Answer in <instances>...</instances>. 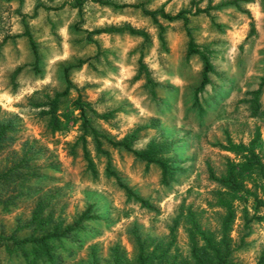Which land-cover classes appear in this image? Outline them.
Instances as JSON below:
<instances>
[{"label": "rangeland", "instance_id": "rangeland-1", "mask_svg": "<svg viewBox=\"0 0 264 264\" xmlns=\"http://www.w3.org/2000/svg\"><path fill=\"white\" fill-rule=\"evenodd\" d=\"M103 1L110 5L87 1L78 9L72 6L75 0H0V120L16 122L13 142L0 153V175L19 165L24 153L30 159L19 174L0 183V264H116L117 257L119 264H139L140 246L148 264H196L189 214L219 242L226 211L217 204L221 190L210 169L221 177L228 159L242 161L220 145L228 138L249 144L260 129L257 150L264 160V86L258 116L251 104L264 80V0H241L240 8L230 6L235 0ZM209 5L216 9L195 14ZM145 10L189 11L188 24L159 17V25ZM23 16L38 57L25 36ZM127 27L148 38L127 30L88 35ZM187 29L210 53L214 67L197 97L204 65L200 56H188ZM141 62L152 83L140 74ZM67 69L74 88L60 102L61 128L54 131L47 112L50 101L67 88ZM84 119L114 142L136 131V151L156 144L157 158L170 170L168 182L163 183L157 164L105 139L108 156L98 153ZM116 177L152 207L130 199ZM256 177L248 179V187L264 199L263 182ZM235 195L230 263L256 264L264 253V221L247 223L245 216L264 217V206L251 196ZM37 208L45 224L19 232L14 243L15 229ZM87 211L90 219L80 229L48 241L54 260L33 243H22L58 226L62 233ZM197 240L208 264H216Z\"/></svg>", "mask_w": 264, "mask_h": 264}, {"label": "trees", "instance_id": "trees-1", "mask_svg": "<svg viewBox=\"0 0 264 264\" xmlns=\"http://www.w3.org/2000/svg\"><path fill=\"white\" fill-rule=\"evenodd\" d=\"M95 2L100 3L102 5H110L107 1L103 0H75V2L72 4L74 8L81 9L82 5L87 2ZM240 1L241 0H235L230 3V6H235L237 8H240ZM138 8H144L143 5L137 6ZM120 8H124L120 7ZM264 8V3H263ZM38 9V8H37ZM216 9L214 7H211V5L208 6L207 9H198L196 11V15L202 14V13H209L210 10ZM146 15L150 16L156 24H159V17H161L163 20H166L170 23H173L177 20H183L185 24H188V18L187 14L189 11H181L176 15H170L167 14L164 10L160 11H147L145 10ZM27 17L23 16V20L26 27L25 36L29 38L31 47L35 55L38 57V49L36 46V43L32 37V35L29 32L28 24L26 22ZM160 25V24H159ZM128 31L132 35H138L143 36L144 38H148V35L142 31H137L133 29L132 27L127 28H109V29H99L96 31L88 32V35L92 37L93 35H101L105 33H121L124 31ZM164 27L160 26L161 36L160 39L162 42H164ZM253 28V32H254ZM188 37H189V44H188V56L191 55H198L200 56L204 69L202 74V83L199 86V88L196 90L195 96L197 97L198 94L208 85L209 83V77L210 74L213 72L214 67L210 61V53L207 51H204L199 48V46L196 45L194 38L192 36V33L189 29H187ZM7 39H4L3 42H6ZM1 48V46H0ZM85 64L84 62H81L79 65ZM21 69H17L13 75V79H15L18 74L20 73ZM69 69L66 70L65 76L67 80V88L61 92L55 95V97L50 101L49 103V111L47 114L50 115V123L53 127L54 131H59L61 128V121L58 116L59 111V105L61 100L68 97L71 90L74 88L72 82L69 80ZM147 75L148 83H152V80L150 79L149 71L144 63L141 62L140 66V74ZM264 86V80L262 81L261 87L252 93L253 99L251 101L252 108H253V114L254 116H258L260 111V102H259V96L262 92ZM78 105L80 107V110L84 113L86 110V105L82 103L81 98L79 97L77 99ZM100 118H105V116H100ZM84 126L86 131H91L93 134L94 140L96 142V148L98 153L104 154L108 156V153L103 149V139L107 140L114 148H124L128 152L135 155L136 158L147 162V163H155L162 169L163 174V183L168 182V176H171L170 170L168 167V164L164 162L163 160L157 158V152L158 147L156 144L152 143L149 145V147L144 151H136L133 149V143L137 138V132L128 135L125 137L124 140L114 142L110 139H106V137L102 134H100L96 129L90 128V123L88 119H84ZM16 132V122L14 120H0V153L7 148L11 142H13L14 137L13 134ZM262 141V132L260 129H258L255 133L254 138L249 142V144H236L232 142L230 138L227 139V145H220V148L228 152L230 154L235 155L236 157H239L242 159L241 162H235L231 159L227 160L226 163V172L221 177H216L214 174V171L210 169V176L211 179L216 182L220 187V193L219 197L217 199V204L219 207L223 208L226 213L222 220V238L219 242H217L213 235L208 233L206 230H203L200 224L196 221L195 215L190 213V223H191V234L190 239L192 242V257L196 261V264H208L207 259L203 257L202 250L198 246V240L203 242L205 244L204 250L208 251L212 258L216 261V264H231L230 263V257L233 253L231 248V232L233 230V225L236 220V210L234 207V200L236 199V193H241L243 195L251 196L254 198V200L257 203L258 207L264 206V199L260 198L258 193L252 188L248 187V179H253L254 176H257L256 178H260L263 182V190H264V160L260 153L258 152L257 148L260 145ZM86 138H83V151L85 154V159L88 162V166L91 170L94 169V163L90 157V153L87 150L86 147ZM28 155L26 153L23 154L22 160L20 161L19 165L15 166L13 169L9 170L6 173H3L0 175V183L4 184L8 181V178L10 175L19 174L20 168L26 166L29 164L30 159L27 157ZM107 170L110 175H112L111 165L110 161L108 162ZM119 181V185L125 190L127 196L130 199H134L135 201L139 202L145 207L151 208L152 206L150 203L138 195H136L132 189H130L128 186L124 185L122 181L116 177ZM257 189V187L255 188ZM264 197V193H263ZM90 211L85 212L72 226L67 227L62 233H60L61 227H55V229L46 235L42 236L41 238H26L22 243H33L37 246L38 249L41 250L45 255H47L49 260H54L50 248L48 247V241L51 239H58L61 240L63 237H67L74 231L81 228L84 221H87L90 219ZM247 219V223L257 220V221H264V217H259L257 215H254L251 219L248 218V214L245 216ZM44 217L42 210L40 208H37L34 212L33 218L25 225L17 226L15 229L13 235L10 237L14 243L17 244L15 235L19 232L25 230V229H34V231H38L40 226H42L44 223ZM177 224V222H175ZM172 233L174 234V230H172ZM0 240H2V237H0ZM140 243V240L138 241ZM21 243V244H22ZM150 257L145 258L144 257V249L142 246H140V255H139V264H148V261ZM116 264H119L118 257L116 258ZM256 264H264V253L260 257L259 261Z\"/></svg>", "mask_w": 264, "mask_h": 264}]
</instances>
